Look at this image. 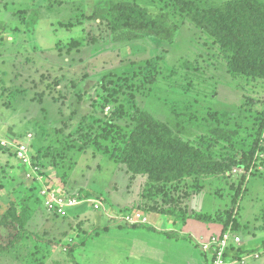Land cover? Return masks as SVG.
I'll return each instance as SVG.
<instances>
[{"label": "rangeland", "instance_id": "1", "mask_svg": "<svg viewBox=\"0 0 264 264\" xmlns=\"http://www.w3.org/2000/svg\"><path fill=\"white\" fill-rule=\"evenodd\" d=\"M29 1L12 10L29 48L19 53L22 36L0 29V43L12 55L0 52V134L21 140L31 132L32 166L44 184L101 205H77L63 215L46 209L30 167L11 152L0 154V264H210L201 241L229 226L242 240L237 254H246L236 264H264V253L251 255L264 250V75L231 72L211 35L212 27L234 29L229 2L246 13L235 21L245 30L257 15L264 21V0H201L197 22L171 0ZM122 1L166 12L177 27L172 41L68 47L97 32L102 17L91 19L93 13L107 17ZM135 119L151 120L170 136L210 142L216 158L238 160L255 140L257 149L249 166L218 173L177 179L134 173L95 136L114 124L108 139H98L111 150ZM127 212L140 213L141 224L154 230L127 223ZM214 212H230L233 223L224 228L193 218Z\"/></svg>", "mask_w": 264, "mask_h": 264}, {"label": "trees", "instance_id": "2", "mask_svg": "<svg viewBox=\"0 0 264 264\" xmlns=\"http://www.w3.org/2000/svg\"><path fill=\"white\" fill-rule=\"evenodd\" d=\"M171 2L174 10L190 14L191 20L194 22L199 20L197 18L199 9L204 8L199 6L201 0H171ZM228 4L230 7L228 11L233 17L232 20H229V24L235 26L234 29L224 28L222 31H218L211 28V35L227 53L228 69L231 72L236 69L235 71L264 75V21H261L260 15H257L255 23L245 30H241L242 25L238 22L235 24V21L239 16L246 17V13H242L235 6L232 7V2ZM260 10L264 12V9ZM108 12L107 17H103L102 12V15L93 13L90 16L91 19L102 17L96 27L97 32L93 31L86 37L72 39L68 47L78 48L83 44H94L101 41H130L146 37L171 42L177 30L166 12H151L145 6L135 2L115 3ZM250 29H252L251 33ZM228 35L236 37L237 40L227 41ZM82 119H86L85 116ZM110 126L112 129L115 127L111 122H107L102 131L96 133V145L105 153L110 151V157L114 161L126 164L128 169L134 173H162L167 179H177L191 173H218L227 170L232 164L247 167L257 149V140H255L249 149L240 153L238 160H234V155L231 154L226 158H216L215 153L211 150L210 142L194 143L184 140L176 134L170 136L161 132L151 120L135 119L130 130L118 134V139L115 140L119 145L110 150L108 144L103 145L98 140L100 138L108 139L113 132L109 128ZM147 209L154 211L157 208L148 206ZM193 218L200 221L220 222L224 224V228L230 221H234L231 220L230 212L196 213ZM138 226L154 230L141 223L135 224L134 227ZM165 235L171 237L173 234L165 232Z\"/></svg>", "mask_w": 264, "mask_h": 264}, {"label": "built area", "instance_id": "3", "mask_svg": "<svg viewBox=\"0 0 264 264\" xmlns=\"http://www.w3.org/2000/svg\"><path fill=\"white\" fill-rule=\"evenodd\" d=\"M2 1L3 0H0V2ZM31 137V132L26 134V139L21 140H16V137L13 139L0 137V149L11 152L22 163L30 167L31 171L34 173L32 179L34 181L37 180L36 183L39 187V194L45 208L61 215L66 214L72 207L87 203H90L94 208H99L101 202L97 201L95 198L82 197L77 193L66 194L57 192L44 184L35 170L36 167L34 166V168L32 166L30 152ZM123 215V220L130 224H134V222L142 223V221L145 220L140 213L127 212ZM241 241L239 232L234 230L232 226H229L219 234H212L208 238L202 240L201 247L205 253H211L212 262L210 264H236L238 262H243L246 257V254H237L240 251ZM263 253L264 250H261L259 252H251V255L258 258Z\"/></svg>", "mask_w": 264, "mask_h": 264}, {"label": "crops", "instance_id": "4", "mask_svg": "<svg viewBox=\"0 0 264 264\" xmlns=\"http://www.w3.org/2000/svg\"><path fill=\"white\" fill-rule=\"evenodd\" d=\"M29 2H30L29 0H24V1L23 0H3L2 4H0V29L1 30L5 29V31H7V30L12 31V33H14L15 35H17L19 37L22 36L23 44H22V46H21V44H19V46H21V48H19V50H18L19 53H20V50H22V49L26 50V48L30 47V40L25 36V34L27 32H25L24 30H18L16 28L15 23L18 25L20 20L18 19L16 14H13L12 10L16 11L17 10L16 8L26 7V6H28L27 3H29ZM20 24L23 25L22 22H20ZM15 28H16V30H15ZM23 31L25 33H23ZM7 45L8 46H4L2 43H0V52H2V54H4L6 51L7 57L8 56L11 57L12 55L11 54L8 55L9 51L7 50V49H9V48H7V47H9V44H7ZM0 58L3 59V57H0ZM3 64H5V62ZM2 135L0 134V137H3V138L6 137L5 133H3ZM12 136H14V135H12ZM10 137H8V138H10ZM14 137H16V136H14ZM22 139H26V135ZM31 139H30V142H32ZM5 152L9 153L8 151H6L4 149H0V154H2V155L6 154ZM16 160H17V158H16ZM13 163H15V162H13ZM15 166H16L15 169L12 168L14 170V172L15 171L17 172V170H20L19 165L17 163H15Z\"/></svg>", "mask_w": 264, "mask_h": 264}]
</instances>
